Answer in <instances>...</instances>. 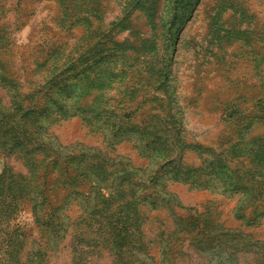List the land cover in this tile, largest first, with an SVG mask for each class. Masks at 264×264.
I'll return each mask as SVG.
<instances>
[{"label": "rangeland", "instance_id": "rangeland-1", "mask_svg": "<svg viewBox=\"0 0 264 264\" xmlns=\"http://www.w3.org/2000/svg\"><path fill=\"white\" fill-rule=\"evenodd\" d=\"M0 264H264V0H0Z\"/></svg>", "mask_w": 264, "mask_h": 264}]
</instances>
